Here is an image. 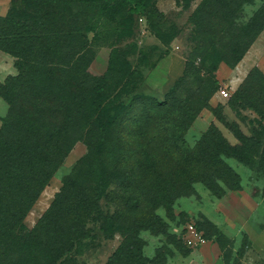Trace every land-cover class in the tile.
<instances>
[{"label":"trees","instance_id":"16d2710c","mask_svg":"<svg viewBox=\"0 0 264 264\" xmlns=\"http://www.w3.org/2000/svg\"><path fill=\"white\" fill-rule=\"evenodd\" d=\"M117 1L13 0L9 13L0 16V51L16 59L18 71L0 83L9 105L0 125V264H79L71 254L90 240V224L110 235L124 232L105 264H160L145 255L140 231L162 219L153 214L144 220L143 210L166 206L172 213L178 191L197 182L217 196L239 189L241 176L226 158L264 174L258 130L249 136L226 123L237 144L215 125L194 148L184 137L202 109L223 121L222 108L211 104L220 85L215 73L222 62L235 66L262 33L264 2L243 21L244 5L254 0H202L191 16L184 74L159 100L130 96L136 72L115 43L106 71L97 75L92 69L98 47L89 33L98 31ZM126 1L132 12L148 7L163 15L152 0ZM127 25L112 33L130 35ZM118 67L120 80H111ZM123 93L130 96L125 102ZM231 100L254 108L264 120V75L258 67ZM78 142L87 153L64 176L38 223L26 230L27 214ZM112 185L121 187L112 199L119 197L122 209L104 211Z\"/></svg>","mask_w":264,"mask_h":264},{"label":"rangeland","instance_id":"374dc122","mask_svg":"<svg viewBox=\"0 0 264 264\" xmlns=\"http://www.w3.org/2000/svg\"><path fill=\"white\" fill-rule=\"evenodd\" d=\"M201 1H150L155 2V6L162 12L160 18L149 13L151 8L148 7L145 11L132 12V5L126 0L111 4L110 11L101 18L98 31L89 33L90 40H96L98 47L92 63L93 71L97 75L106 71L111 54L110 44L115 43L121 50L120 54L136 72L133 83L136 87L130 96L138 94L164 99L184 74L186 57L191 48L190 36L194 31L191 16ZM263 2L254 0L244 5L242 20L246 21L253 16ZM12 5L13 0H0V16H6ZM126 23L130 35L119 37L112 33L117 25L123 31ZM15 61L13 56L0 51V83L18 73ZM197 62L200 63L199 60ZM254 67H258L264 75V30L235 66L225 62L219 65L215 75L220 85L211 104L222 108L223 121L211 110L202 109L184 132L185 140L191 148L200 143L203 134L212 125L221 130L230 144H237L238 140L226 123L236 124L249 136L258 130L264 137V120L258 112L250 106H233L231 100ZM122 74L123 70L118 67L111 80L119 81ZM189 86L194 89L196 87ZM223 88L228 95L222 94ZM130 96L123 93L120 101L125 102ZM8 108V103L0 95V125ZM87 150L83 142L76 144L27 214L24 221L26 230L38 223L61 190L64 176L72 172ZM226 160L241 176L239 189L227 188L223 195L217 196L204 183L197 182L189 190L178 191L172 213L166 206H160L145 209L139 215L144 220L153 214L162 219L160 225L140 231L144 253L149 259L157 258L160 264H264V174L250 169L233 157ZM110 190L111 196L102 202V208L104 211L121 210V199H112L116 195L114 192L122 193L121 187L112 185ZM191 224L207 239L205 245L189 247L185 244V228ZM89 227L90 240L78 246L71 256L79 264H105L123 241L124 232L119 229L110 235L100 229L98 224H90Z\"/></svg>","mask_w":264,"mask_h":264},{"label":"built area","instance_id":"2783aa9c","mask_svg":"<svg viewBox=\"0 0 264 264\" xmlns=\"http://www.w3.org/2000/svg\"><path fill=\"white\" fill-rule=\"evenodd\" d=\"M223 95H228L226 89L221 90ZM186 232L183 235L184 242L189 247H199L207 243V239L195 228L194 224L186 226Z\"/></svg>","mask_w":264,"mask_h":264}]
</instances>
